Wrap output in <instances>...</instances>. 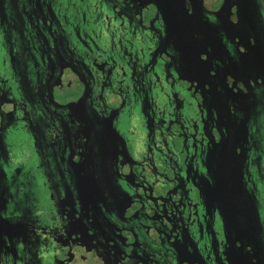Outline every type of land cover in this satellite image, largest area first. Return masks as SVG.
I'll list each match as a JSON object with an SVG mask.
<instances>
[{
	"label": "flooded vegetation",
	"instance_id": "flooded-vegetation-1",
	"mask_svg": "<svg viewBox=\"0 0 264 264\" xmlns=\"http://www.w3.org/2000/svg\"><path fill=\"white\" fill-rule=\"evenodd\" d=\"M0 264H264V0H0Z\"/></svg>",
	"mask_w": 264,
	"mask_h": 264
}]
</instances>
